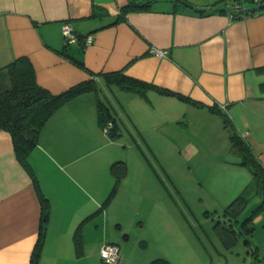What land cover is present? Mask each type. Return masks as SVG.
<instances>
[{
  "label": "crops",
  "instance_id": "obj_1",
  "mask_svg": "<svg viewBox=\"0 0 264 264\" xmlns=\"http://www.w3.org/2000/svg\"><path fill=\"white\" fill-rule=\"evenodd\" d=\"M186 1L205 10L154 0L148 10L122 15L128 0H0V73L27 57L37 83L59 94L91 78L116 86L104 74L122 72L170 91L140 94L116 86L127 123H223L225 115L264 170V12L232 18V0ZM63 23L78 41L65 44ZM86 35L92 37L88 45ZM89 123L99 122L96 102L85 92L50 116L29 155L48 201L37 264H86L89 255L98 260L101 243L128 236L106 235L113 200L98 209L114 177L105 155L89 146L97 138ZM181 151L191 156L198 148L185 144ZM40 213L32 175L0 129V264H30ZM116 221L119 233L124 226Z\"/></svg>",
  "mask_w": 264,
  "mask_h": 264
},
{
  "label": "rangeland",
  "instance_id": "obj_2",
  "mask_svg": "<svg viewBox=\"0 0 264 264\" xmlns=\"http://www.w3.org/2000/svg\"><path fill=\"white\" fill-rule=\"evenodd\" d=\"M4 73L5 88L9 78ZM122 93L103 82L88 92L116 121L115 134L105 130L109 123H89L90 132H97L89 146L105 155L111 174L113 159L125 167L116 168L123 175L108 212L113 226L106 230V235L115 238L128 235L114 240L119 248L118 264H149L156 258L170 264L264 263V213L260 211L254 218L261 217L251 220V232L242 224L262 198L253 193L236 218L223 213L252 177L249 167L238 165L239 157L229 151L224 124L127 123L119 103ZM191 143L198 152L186 156L181 148ZM116 220L124 226L119 233L114 230ZM217 226L234 231L236 240L230 246L220 238ZM103 243L98 246V260L89 255L86 264H105L99 255Z\"/></svg>",
  "mask_w": 264,
  "mask_h": 264
},
{
  "label": "trees",
  "instance_id": "obj_3",
  "mask_svg": "<svg viewBox=\"0 0 264 264\" xmlns=\"http://www.w3.org/2000/svg\"><path fill=\"white\" fill-rule=\"evenodd\" d=\"M174 1L182 5L183 2H187L186 0ZM153 2L154 0H128L127 4L121 7L120 14L124 15L132 11L148 10ZM77 63L82 65L81 61H77ZM4 68L9 78V86L3 87L2 74L0 73V129L10 134L16 156L20 163L31 173L40 198L41 213L39 233L31 253L30 261V264H37L46 230L48 201L40 190L38 180L32 172V168L28 162V156L32 149L39 143L42 128L50 116L74 97L85 92H94L96 90V82L91 78L73 85L59 94H52L37 83L34 68L27 57H18L9 62ZM104 77L109 84H115L121 89L135 91L140 94H144L148 88H154L167 94L170 93V91L166 89L156 88L150 83L132 78L119 71L105 73ZM262 87H264V84H262ZM96 107L98 122L100 124H104L108 120L114 123L108 109H106L99 99L96 101ZM210 109L220 113L216 107H210ZM223 124L229 133V151L239 157V161H236V163L238 165L248 166L252 174L250 181L244 186L243 190L227 204L223 213L231 218H236L244 209L248 198L253 193L259 194L262 198L261 204H259L252 214L242 222L245 231L251 232V220L264 209V170H262L260 164L253 158L251 150L243 136L237 132L234 125L225 115H223ZM114 129L115 126L113 124V127L109 130L111 134L116 133ZM123 164V162L118 160L112 162L110 165V170L114 175V184L98 211L101 210L102 207H105L115 195L118 181L123 175V173L119 174L116 172V168L119 165L124 169L125 167ZM217 231L220 238L227 246H230L236 240L232 229L224 226H217ZM149 264L170 263L166 259L156 258L151 260Z\"/></svg>",
  "mask_w": 264,
  "mask_h": 264
},
{
  "label": "built area",
  "instance_id": "obj_4",
  "mask_svg": "<svg viewBox=\"0 0 264 264\" xmlns=\"http://www.w3.org/2000/svg\"><path fill=\"white\" fill-rule=\"evenodd\" d=\"M230 16L232 18L245 17L247 15H254L259 12H264V0H232L231 1ZM61 33L66 44H71L79 39V35L69 26L68 23H63L61 26ZM84 45H88L92 42V37L86 35L83 38ZM159 54H163L162 51L156 50ZM220 108L225 111V105H220ZM109 123L105 130L109 131L113 127V122L108 120ZM99 255L105 264H118L119 263V248L113 242H105L99 248Z\"/></svg>",
  "mask_w": 264,
  "mask_h": 264
},
{
  "label": "water",
  "instance_id": "obj_5",
  "mask_svg": "<svg viewBox=\"0 0 264 264\" xmlns=\"http://www.w3.org/2000/svg\"><path fill=\"white\" fill-rule=\"evenodd\" d=\"M183 5L186 6V7H188V8H192V9H194L195 11H199V12L205 10L204 8H197V7H194V5H192V4L189 3V2H183ZM256 264H258V262H257Z\"/></svg>",
  "mask_w": 264,
  "mask_h": 264
}]
</instances>
